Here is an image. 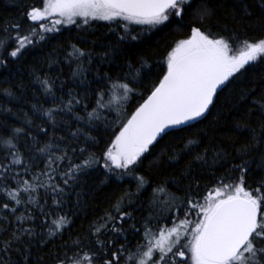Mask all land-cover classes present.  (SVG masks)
I'll return each mask as SVG.
<instances>
[{
    "label": "snow or ice",
    "instance_id": "6c2138e0",
    "mask_svg": "<svg viewBox=\"0 0 264 264\" xmlns=\"http://www.w3.org/2000/svg\"><path fill=\"white\" fill-rule=\"evenodd\" d=\"M239 4L240 14L232 19L248 22L253 13L246 0ZM258 7L264 14V0ZM213 14L207 0H43L42 7H30L19 17L4 20L0 67H7L9 60L19 64L37 55L34 49L57 39L62 28L75 25L94 31V23L105 22L108 35L106 42L82 40L93 50L68 44L66 62L75 64L71 80L83 85L82 93L69 86L65 99L57 94L59 77L33 73L43 94L52 98L50 108L32 105L34 113L47 117L49 127L35 129L37 135L48 137L46 143L41 146L30 128L0 126L11 127L10 135L0 131V264H264V90L257 93L254 86H264V36L240 39L233 30L228 36H214L208 23ZM25 20L30 21L26 29ZM171 24L186 28L189 35L176 40L166 53V71L144 98L139 86L145 77L151 78L152 65L144 56L128 55L129 46ZM97 44L102 51L94 52ZM56 62L50 59L49 67ZM102 65L120 70L102 71ZM257 66L259 81L249 80L240 91V99L248 100L249 106L233 125V142L195 151L203 131L182 141L168 159L191 156L179 178H171L185 195L177 197L164 180L152 188L148 214L138 218L135 213L144 212L138 198L151 183L138 174L146 154L165 137L179 139L195 122L206 119L220 94L237 87L241 77L257 71ZM92 72L95 75L89 79ZM64 87L61 82L60 91ZM24 88L21 80L17 90ZM4 92L18 98L8 89ZM133 97L143 102L128 113ZM113 112L116 120L110 121L106 113ZM60 117L75 121V131L65 119L67 134L57 137ZM117 121L118 131L97 156L92 149L99 140L91 130L103 125L112 131ZM25 124L32 121L26 118ZM38 160L43 164L39 172L35 171ZM197 165L213 177L203 193L199 183L203 173L194 171ZM217 166L224 170L223 176H216ZM97 168L104 170L106 180L131 179L135 192L125 190L112 209L89 225L87 238L69 236L65 241L64 232L72 221L60 213L83 178ZM40 191L45 193L43 200ZM75 195L79 205L81 193ZM37 214L39 228L46 231H38Z\"/></svg>",
    "mask_w": 264,
    "mask_h": 264
},
{
    "label": "trees",
    "instance_id": "16d2710c",
    "mask_svg": "<svg viewBox=\"0 0 264 264\" xmlns=\"http://www.w3.org/2000/svg\"><path fill=\"white\" fill-rule=\"evenodd\" d=\"M43 0H0V27L3 26L5 19H13L19 17L22 11L29 10L30 7H40ZM209 6L214 10V14L211 20L208 22L211 26V32L214 36H228L230 33L228 30H233L239 35L240 39L245 37L258 38L264 36V14L260 12L258 7L259 0H246L253 15L248 22L237 23L232 19L233 15H239V0H207ZM30 21L25 20V29L27 28ZM136 30H139L140 26H134ZM92 30H83L77 28L75 25L62 28L58 38L52 40L49 43H44L34 51L37 55H29L19 64L9 60L7 67H0V126L8 125L12 127H23L32 130V135H37L35 131L37 126L49 127L47 117L40 113H34L32 110L33 104L42 105L45 109L52 107V98L43 94V89L40 85L35 83V76H49L59 77L57 82L58 95H64L71 86L76 92H83V85H78V82L71 80V73L75 66L73 63L69 65L66 62V53L70 52L71 49L68 47L69 43L76 44L82 49L93 50V45L83 43V39L94 40L98 42H106L105 37L108 35V28L105 22L93 24ZM223 29V30H222ZM242 30V31H241ZM135 34V32H134ZM80 37L78 39L77 37ZM189 35L186 28L180 29L175 24H171L168 27L162 28L155 33L145 37L140 43L133 42L129 46L130 50L128 55L133 56H144L147 58L151 68V78L145 77L142 86H139V91L144 93V98L150 94L151 86L156 83L159 78H162L163 73L166 71V64L164 58L166 53L171 50L174 42L178 39L187 38ZM111 39H115L111 36ZM102 49L99 44L94 49V52H100ZM51 60L57 61L51 64ZM95 63V61H94ZM117 65L123 66V62L120 59L116 61ZM259 67L257 71H250L245 77H241L237 87L226 90L220 94L219 102L216 104L211 115H208L206 119L196 123L194 128L189 129L186 133L180 135L177 139L173 136L165 137L159 144L151 151L150 155L146 154L143 164L141 165L138 174L143 175L146 181H150L148 187L141 193L138 198L142 202L144 212H136L138 218L147 215L149 210L148 201L152 195V188L162 183L164 180H168L170 191L177 197H183L185 193L179 191L176 186L171 183L172 177L179 178L181 171L191 162V156H181L179 160H169L168 157L172 155L173 150H178L177 145L185 141L186 138H197V135L203 131L204 137H200L201 143L199 146H194L195 151H200L205 147L211 148L216 145L224 144L230 145L236 138L233 133L234 123L243 116L246 107L249 106L248 100L240 99L241 89L249 86V80L255 79L259 81ZM111 69L112 72H119V68L115 65H102V71H108ZM94 72L89 74V79ZM23 81L25 88L17 90L20 81ZM64 83L65 87L60 91V83ZM257 93L264 90V86L260 83L254 85ZM93 87H95L93 85ZM8 89L14 93L17 99H13L7 96L4 92ZM23 92V95L21 93ZM67 99V96L64 95ZM142 98L133 97L127 107L128 113L134 112L135 108L142 103ZM91 108V106H90ZM10 109V111H9ZM254 112L258 109H253ZM27 114V117H25ZM83 115V113H80ZM110 121L116 120V113L107 114ZM32 121L31 125L25 124V119ZM256 117L253 116V119ZM67 119L71 125L72 130L75 131L76 122L72 121L70 117H60L58 120L57 131L55 135L65 136L68 128L63 125L62 121ZM113 126L112 131H107L103 125H100L97 130H91V134L98 138L99 143L93 146V151L97 156H101L103 150L109 143L110 139H113V132L118 131L117 125ZM80 127H84L83 124ZM0 131L4 132V135L11 134V127L3 128L0 127ZM51 134V130H50ZM37 139L43 143L48 141V137L43 134L37 135ZM240 140H244V137H240ZM212 141L214 144H210ZM21 151H23L24 140L21 139ZM81 146H83L81 144ZM229 152H232L231 147L228 148ZM38 155V154H37ZM42 159V158H41ZM39 167L35 171L39 172L43 168V164L40 160L37 161ZM17 171L22 172V166L18 165ZM197 173H203L199 177L200 192L203 193L205 185L209 184L213 177L211 172L205 167L196 166L194 169ZM216 176H223L224 170L219 166L214 169ZM84 183L82 186H77L75 192L81 193V203L77 205V196L75 192L67 198V206L64 207L60 214L68 215L72 223L68 230L64 232L63 240L69 241V236L75 238L76 236L85 237L89 236L88 228L91 223L104 216L106 210H110L116 200L122 196L125 190L130 189L135 192V182L129 178H126L123 182H118L115 178H109L106 180L104 170L102 168L94 169L88 176L83 178ZM12 187H15L11 181L9 182ZM187 183V181H185ZM3 194L0 193V196ZM41 200L45 199V193L40 191L39 193ZM49 204L51 199L48 198ZM131 210V209H129ZM54 218V217H53ZM41 217L37 214V228L38 231H46L45 229L39 228ZM127 227V225H125ZM131 240V237L129 238ZM124 241L121 240V243ZM56 246L60 244V240L57 239L55 242ZM134 246V242H133Z\"/></svg>",
    "mask_w": 264,
    "mask_h": 264
},
{
    "label": "rangeland",
    "instance_id": "374dc122",
    "mask_svg": "<svg viewBox=\"0 0 264 264\" xmlns=\"http://www.w3.org/2000/svg\"><path fill=\"white\" fill-rule=\"evenodd\" d=\"M43 6V2H42V4L40 5V7H42ZM45 22H47V21H42V23H45Z\"/></svg>",
    "mask_w": 264,
    "mask_h": 264
},
{
    "label": "water",
    "instance_id": "95a60500",
    "mask_svg": "<svg viewBox=\"0 0 264 264\" xmlns=\"http://www.w3.org/2000/svg\"><path fill=\"white\" fill-rule=\"evenodd\" d=\"M203 120H204V119H203ZM199 122H201V121H199ZM196 123H198V122H195V124H196Z\"/></svg>",
    "mask_w": 264,
    "mask_h": 264
}]
</instances>
